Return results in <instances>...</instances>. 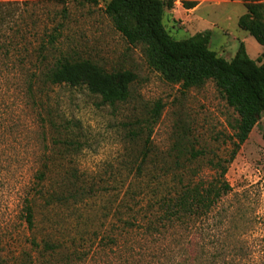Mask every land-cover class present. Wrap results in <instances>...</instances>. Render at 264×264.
Masks as SVG:
<instances>
[{"label": "rangeland", "instance_id": "374dc122", "mask_svg": "<svg viewBox=\"0 0 264 264\" xmlns=\"http://www.w3.org/2000/svg\"><path fill=\"white\" fill-rule=\"evenodd\" d=\"M109 1L0 0V264H264V113L237 146L238 116L213 82H166L114 28ZM244 13L243 0L189 10L175 0L163 25L175 40L211 32L208 48L225 60L243 43L262 64L238 27ZM63 60L132 72L128 98L51 85ZM222 183L229 190L209 210L163 219L162 200Z\"/></svg>", "mask_w": 264, "mask_h": 264}, {"label": "trees", "instance_id": "16d2710c", "mask_svg": "<svg viewBox=\"0 0 264 264\" xmlns=\"http://www.w3.org/2000/svg\"><path fill=\"white\" fill-rule=\"evenodd\" d=\"M199 1L181 0V5L189 10ZM174 3L175 0H110L105 13L129 44L143 47L148 66L160 73L166 82L179 85L182 89L198 88L207 81L213 82L238 116L234 137L239 146L264 113V62L258 64L251 59L243 43L239 44L230 60H225L208 48L209 31L184 40L173 39L163 25V17L165 10H171ZM243 3L245 13L239 18L238 27L262 47L264 61V0H243ZM134 79L135 75L130 71L106 72L88 60L58 61L46 75L51 85L84 87L108 104L126 101L129 85ZM35 179V191L40 195L43 193L40 186L45 183L47 172L37 171ZM182 190L180 196H174L176 192L160 202L165 214L163 219L166 217L172 221L179 217L176 215L180 212L187 214L199 204L205 211L209 210L229 187L222 183L216 187H185ZM74 194L76 197L77 192ZM21 217L27 228L32 230L35 216L29 198L24 199ZM145 228L147 234L150 228ZM130 229L134 231L135 226ZM109 241L112 242V238ZM32 244L36 245L34 239ZM43 246L47 252L62 247L51 242H44Z\"/></svg>", "mask_w": 264, "mask_h": 264}]
</instances>
